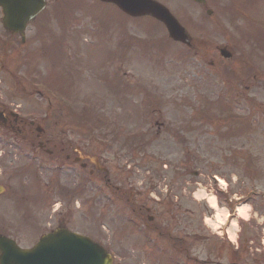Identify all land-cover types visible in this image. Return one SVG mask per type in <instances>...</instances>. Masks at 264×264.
Masks as SVG:
<instances>
[{
    "label": "rangeland",
    "instance_id": "1",
    "mask_svg": "<svg viewBox=\"0 0 264 264\" xmlns=\"http://www.w3.org/2000/svg\"><path fill=\"white\" fill-rule=\"evenodd\" d=\"M77 1L50 0L27 27L24 47L16 45L5 57L1 54L5 67L0 72V100L33 121L44 117L48 107L52 131H68L80 146L88 142L92 162L101 165L105 160V167L118 170L114 178L126 201L116 199L110 206L91 192L96 184L74 200L75 212L84 204L89 235L107 248L114 264H262L264 69L257 70L260 74L244 91L226 78L225 61L210 76L209 59L200 62L176 43L166 44L162 27L151 28L145 19L106 25L104 13L112 7L83 0L85 9H78ZM216 39L223 40L217 34ZM115 44L128 52L123 59H111L112 68H106L102 61ZM35 50L41 56L30 62L32 70L50 77L57 67L53 92L39 90L44 98L54 94L52 106L28 90V80L21 82L27 68L19 66ZM106 78L112 82L103 83ZM114 81L120 84L118 93L108 86ZM20 85L26 89L23 94ZM9 145L0 143V152L14 158ZM213 188L223 193L218 206L232 209L228 222L221 221L225 210L211 211L192 198L197 190L214 194ZM245 203L234 227V208ZM137 208L149 212L136 223L129 212ZM194 233L200 238L194 239ZM176 237L182 239L173 246Z\"/></svg>",
    "mask_w": 264,
    "mask_h": 264
},
{
    "label": "flooded vegetation",
    "instance_id": "2",
    "mask_svg": "<svg viewBox=\"0 0 264 264\" xmlns=\"http://www.w3.org/2000/svg\"><path fill=\"white\" fill-rule=\"evenodd\" d=\"M153 1L166 7L184 28L189 43L182 46L198 61L206 62L209 59L210 75L212 70L223 66L222 62L226 59V66L245 76L239 83L245 89L248 88L249 75L258 74V71L255 66H250L247 46L250 39L264 40V0ZM172 1H178L176 6L171 4ZM103 6L113 8L105 14L108 24H113L115 20L121 21V11L117 7L111 3ZM134 20L128 18L129 22ZM216 34L217 38L223 40L218 42ZM10 43L9 35L2 31L0 54H4ZM262 47L264 45L261 44ZM222 52L229 57L223 58ZM252 53L260 56L264 50ZM124 55L126 52L121 53L115 44L109 62L116 57L120 60ZM109 67L112 68L111 63ZM39 71L29 73L26 79L35 93L41 87L55 86L51 73L48 77ZM43 100L47 105H52L50 100ZM81 134L83 136L85 133ZM68 135V131L48 129L44 122L42 124L15 116L0 101V142L5 137V144L9 142L17 155L12 158L9 153L0 152V249H5V246L9 248L10 242L20 249H30L41 237L65 231L90 238L88 217L84 211L75 212L73 204L76 196L88 193L94 182L112 200L126 198L120 181L114 178L118 170L105 167V160L101 165L98 161L93 163L87 148L88 142L80 146ZM93 191L94 187L91 189ZM148 212L145 209V213ZM138 217H142L141 213ZM147 220L152 221V218L147 217ZM92 240L101 244L98 239ZM178 240L176 237L175 244H179Z\"/></svg>",
    "mask_w": 264,
    "mask_h": 264
},
{
    "label": "water",
    "instance_id": "3",
    "mask_svg": "<svg viewBox=\"0 0 264 264\" xmlns=\"http://www.w3.org/2000/svg\"><path fill=\"white\" fill-rule=\"evenodd\" d=\"M115 2L123 11L138 16L152 14L162 21L169 36L180 42H187L183 29L162 7L150 0H102ZM3 10L2 24L5 29L20 33L28 21L33 19L44 7L43 0H0ZM54 239L51 236L43 238L30 251L19 249L5 250L1 264H111V257L98 245L68 235L65 241L57 248L53 247Z\"/></svg>",
    "mask_w": 264,
    "mask_h": 264
},
{
    "label": "bare ground",
    "instance_id": "4",
    "mask_svg": "<svg viewBox=\"0 0 264 264\" xmlns=\"http://www.w3.org/2000/svg\"><path fill=\"white\" fill-rule=\"evenodd\" d=\"M195 197L196 198L204 197V193L201 192V191H198V192L195 193ZM206 198H207V202H208L209 206L212 207V208H216L215 207V198H214V196H207ZM244 209H245V207L243 205H238L237 206L236 212H237L238 216L239 215L243 216ZM236 225L237 224L235 222H233V226L236 227ZM228 234H229V237L231 238L233 236L232 230H231V232L229 231Z\"/></svg>",
    "mask_w": 264,
    "mask_h": 264
}]
</instances>
